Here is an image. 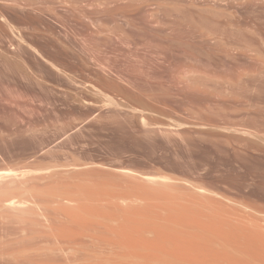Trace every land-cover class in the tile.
Here are the masks:
<instances>
[{
    "label": "rangeland",
    "instance_id": "374dc122",
    "mask_svg": "<svg viewBox=\"0 0 264 264\" xmlns=\"http://www.w3.org/2000/svg\"><path fill=\"white\" fill-rule=\"evenodd\" d=\"M242 2L0 0V264L114 259L89 184L264 228V6Z\"/></svg>",
    "mask_w": 264,
    "mask_h": 264
},
{
    "label": "bare ground",
    "instance_id": "6f19581e",
    "mask_svg": "<svg viewBox=\"0 0 264 264\" xmlns=\"http://www.w3.org/2000/svg\"><path fill=\"white\" fill-rule=\"evenodd\" d=\"M242 3L249 5L252 0H243ZM260 3L264 6V0H260ZM253 37L254 34L248 37L251 42L254 40ZM2 178L3 176H0V180ZM92 185L89 184L90 187ZM100 185L105 188L110 187ZM118 185L115 183L111 187L117 190ZM96 187L91 188L89 193L84 195L81 193L85 189L87 192V188L79 191L81 202L77 210L78 213L81 210L80 215H83L82 212L97 208L100 219L96 220H98L97 224L100 222L98 224L100 227L105 225L108 219L120 220L117 221L119 228L113 230L111 228L107 235L108 238L112 234L111 240L106 242L108 245L104 244L106 248L109 246L111 252L108 251L114 256L108 264H264V228L249 220L246 210L231 200H226L228 203H225L212 196H204L202 199L172 197L166 200L165 196V200L161 198L162 202H158L160 200L146 199L150 197L147 196L148 191L144 194L142 190L144 195L147 194L144 196L141 191L133 190L132 186H128L130 189L128 193L126 190V193H121L119 191L121 187L117 192L110 187V193L106 192L108 189ZM81 188L83 189L82 186ZM81 188L77 187L78 190ZM112 191L115 193L111 194ZM131 191H135L138 195ZM85 194H89L90 197ZM153 197L157 199L159 196L153 195ZM4 205L11 209L17 207L11 200L5 201ZM102 217L105 219L103 220ZM82 220L79 223L82 224ZM94 220L95 217L91 221ZM108 221L107 224L110 225L111 221ZM94 224L97 225L96 222ZM141 224L142 228H140ZM148 225L151 228L153 226L154 232L150 231L148 234L149 230H152ZM99 226L96 229H99ZM100 229L102 231V228ZM151 232L154 233L153 238Z\"/></svg>",
    "mask_w": 264,
    "mask_h": 264
}]
</instances>
